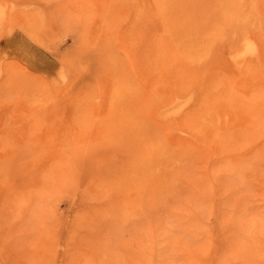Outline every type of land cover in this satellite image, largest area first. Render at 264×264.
I'll return each mask as SVG.
<instances>
[{
  "label": "rangeland",
  "instance_id": "374dc122",
  "mask_svg": "<svg viewBox=\"0 0 264 264\" xmlns=\"http://www.w3.org/2000/svg\"><path fill=\"white\" fill-rule=\"evenodd\" d=\"M0 264H264V0H0Z\"/></svg>",
  "mask_w": 264,
  "mask_h": 264
}]
</instances>
